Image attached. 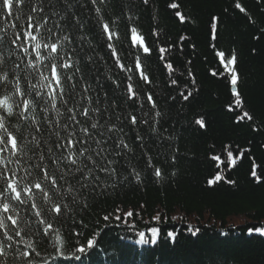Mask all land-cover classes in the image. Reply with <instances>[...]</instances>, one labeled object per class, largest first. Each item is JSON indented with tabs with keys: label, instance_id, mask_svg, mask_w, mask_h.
Returning a JSON list of instances; mask_svg holds the SVG:
<instances>
[{
	"label": "trees",
	"instance_id": "16d2710c",
	"mask_svg": "<svg viewBox=\"0 0 264 264\" xmlns=\"http://www.w3.org/2000/svg\"><path fill=\"white\" fill-rule=\"evenodd\" d=\"M237 2L244 12L235 7ZM123 4L122 11L121 5L105 7L79 0L74 15L84 28L70 13L66 22L61 21V35L72 37L67 50L75 48L72 58L81 68L85 86L91 85L88 95L93 100L99 96L100 106L109 113L113 103L117 106L112 122L119 124L116 115L122 114L128 132L124 138L133 151L115 157L123 165L117 166L118 175L107 181L115 187L85 193L87 209L72 205L75 211L70 213L68 227L83 233L73 242L96 236L97 246L79 261L57 259L50 247L39 248L38 259H46L47 264H264V235L248 232L249 228L264 227V0H150L147 5L123 0ZM96 7L102 12L96 13ZM3 16L6 13L0 11ZM15 22V15L8 20L0 18V28H7L11 36V23ZM18 23L26 27L24 15ZM104 23L120 34L119 41L112 43L125 69L106 47ZM132 27L144 37L150 54L132 43ZM159 48L165 51L159 52ZM220 52H224L223 58ZM136 55L151 83L140 79ZM232 55L237 57L234 67L240 77L236 90L241 93V107L235 105L231 74L224 67ZM7 67H12V60L7 61ZM21 69L23 75L27 69L22 62ZM33 79L35 82L38 77ZM81 83L76 80L78 89ZM129 84L139 93L138 99H127ZM189 92L192 95L184 100L181 94ZM148 95H152L155 108L147 101ZM244 111L253 120H240ZM129 114L148 120V124L136 126L143 141L130 131ZM200 119L205 127L196 122ZM149 128L156 131L150 133ZM216 156L220 160L213 159ZM152 165L161 168L162 178L155 177ZM133 169L140 173V181L135 180ZM252 171L257 176H252ZM217 174L222 179L210 185L208 181ZM128 211H132L131 217L125 215ZM157 215L159 221L153 219ZM153 227L160 229L157 243H137L141 231L151 241ZM169 232L175 233V239ZM133 243L139 252L133 250ZM6 259L7 264H27L23 257L11 253Z\"/></svg>",
	"mask_w": 264,
	"mask_h": 264
},
{
	"label": "snow or ice",
	"instance_id": "6c2138e0",
	"mask_svg": "<svg viewBox=\"0 0 264 264\" xmlns=\"http://www.w3.org/2000/svg\"><path fill=\"white\" fill-rule=\"evenodd\" d=\"M140 2L147 5L150 0ZM77 3L79 0H0V11L6 13L0 18L8 20L14 15L16 18V22L11 23L14 29L11 36L7 35V28H0V264H7L6 258L10 253L23 257L27 264H47L46 259H38L41 258L39 248L47 250L50 247L57 259L65 261H79L83 254L94 249L98 243L96 236L86 238L84 242H73L74 237L83 233L68 227L70 213L75 211L72 205L79 206L81 210L87 209L89 205L85 193L95 194L98 189L115 187L114 183H107L108 179L118 175L117 166L123 167L115 157L133 151L124 138L128 132L121 120L122 114L116 115L119 124L112 122L117 106L113 103V112L109 113L107 108L100 106L99 96L93 100L88 95L91 85L85 86L87 82L80 75L81 68L72 58L75 48L67 50V46L72 44V37L70 34L61 35L64 28L61 21L66 22L70 13L76 24L84 28L85 25L74 15ZM90 3L105 7L109 3L121 5L122 11L126 7L123 0H90ZM171 7L176 8L177 5L172 4ZM235 7L245 11L239 2ZM25 8L27 13H24ZM94 11L101 13L102 8L96 7ZM17 13L24 15L26 27L19 25L20 15ZM125 18L132 19L130 16ZM180 19L184 20V16L180 15ZM53 28L57 31L54 32ZM130 32L132 43L140 45L143 53L150 54L152 50L137 29L132 27ZM102 33L106 36V47L111 49L110 55L116 57L121 69H125V65L119 63L120 56L112 43L114 39L119 41V32L114 31L110 23H104ZM158 51L164 52L165 49L159 48ZM219 55L223 58L225 54L220 52ZM14 56L18 60H13ZM8 60H12L11 68L7 67ZM21 62L27 69L23 75L20 74L23 71ZM236 63L237 57L232 55L224 67L231 74L235 105L241 107V93L236 90L240 79L234 67ZM135 67L141 69L140 79L151 83L139 55L135 57ZM167 67L171 69L173 66L169 63ZM33 77L38 79L34 82ZM77 79L82 82L79 89ZM172 83L177 81L172 80ZM127 93H130L127 96L129 101L139 97L131 84ZM181 95L188 100L192 93ZM104 97L107 99L106 92ZM147 101L152 102L153 108L156 107L152 95L147 96ZM85 103L87 106H82ZM245 117L253 120L248 111L243 112L240 120ZM127 119L135 139L143 141L144 136L136 126L148 124V120L143 117L138 119L134 114H129ZM196 122L205 127L203 119ZM155 131V128H149L150 133ZM140 146L143 147V144ZM227 155L231 158L233 153L229 151ZM213 159L220 160V157ZM152 169L155 177L162 178L161 168L152 165ZM132 171L135 180L140 181V173L135 169ZM251 175L257 176V173L252 171ZM221 179L222 176L217 174L208 183L211 185ZM124 180L127 181L128 177ZM227 182L234 183L231 180ZM125 215L131 217L133 213L128 211ZM108 219L105 215L104 220ZM116 219L119 220L120 216ZM153 219L159 221L160 216ZM71 223L76 221L71 220ZM79 223L82 225L83 220ZM248 232L264 235V227L249 228ZM150 233L151 241L144 232H139L137 243L156 244L160 229L153 227ZM167 235L175 239L174 232ZM21 244L23 249L19 247Z\"/></svg>",
	"mask_w": 264,
	"mask_h": 264
}]
</instances>
